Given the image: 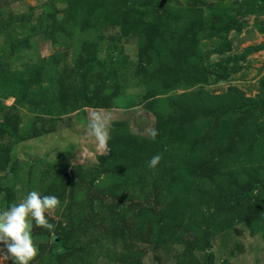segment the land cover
Returning <instances> with one entry per match:
<instances>
[{"label":"rangeland","instance_id":"obj_1","mask_svg":"<svg viewBox=\"0 0 264 264\" xmlns=\"http://www.w3.org/2000/svg\"><path fill=\"white\" fill-rule=\"evenodd\" d=\"M28 190L29 264H264V0H0V209Z\"/></svg>","mask_w":264,"mask_h":264},{"label":"clouds","instance_id":"obj_2","mask_svg":"<svg viewBox=\"0 0 264 264\" xmlns=\"http://www.w3.org/2000/svg\"><path fill=\"white\" fill-rule=\"evenodd\" d=\"M110 122L101 118H93L88 127L101 148L107 150ZM156 130L149 132L150 137H155ZM160 156L153 155L149 158L147 166L154 168ZM59 199L55 195L43 194L37 190H28L19 203L9 204L0 209V264L11 260L12 264H29L38 249L32 239L34 226L43 227L53 233V223H50L45 213L58 206Z\"/></svg>","mask_w":264,"mask_h":264}]
</instances>
